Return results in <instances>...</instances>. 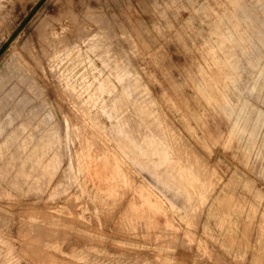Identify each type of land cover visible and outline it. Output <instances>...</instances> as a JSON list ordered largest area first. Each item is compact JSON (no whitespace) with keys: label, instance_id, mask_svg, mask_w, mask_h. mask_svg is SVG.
<instances>
[{"label":"rangeland","instance_id":"374dc122","mask_svg":"<svg viewBox=\"0 0 264 264\" xmlns=\"http://www.w3.org/2000/svg\"><path fill=\"white\" fill-rule=\"evenodd\" d=\"M0 264H264V0H0Z\"/></svg>","mask_w":264,"mask_h":264}]
</instances>
